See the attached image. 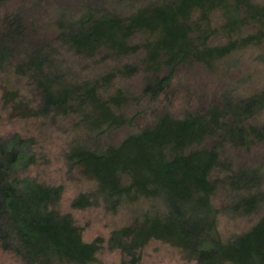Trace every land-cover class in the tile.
<instances>
[{
	"label": "trees",
	"instance_id": "16d2710c",
	"mask_svg": "<svg viewBox=\"0 0 264 264\" xmlns=\"http://www.w3.org/2000/svg\"><path fill=\"white\" fill-rule=\"evenodd\" d=\"M6 0H0V4ZM18 14L0 22V72L22 78L32 98L14 103L20 117L54 119L74 116L94 137L107 136L135 121L128 108L147 97L171 94V82L182 66L211 70L225 57L264 41V6L251 0H170L140 8L129 16L85 13L53 41L34 43ZM139 37L138 41L135 39ZM60 46H59V45ZM62 46L92 57H143L101 74L92 81L71 83L60 69ZM143 72L144 85L135 96L122 89L109 93L117 77ZM16 99L5 93L8 104ZM264 88L243 97L229 93L203 111L181 117L160 113L148 126L116 144L90 148L74 144L66 159L94 180L109 210L139 200L159 202L133 224L111 231L110 249L121 264H138L140 250L159 240L182 251L196 264H264V215L247 230L223 239L213 198L219 188L239 192L229 206L248 215L264 203V161L255 167L231 168L221 162L224 148L264 147ZM18 135L0 138V247L25 264H95L100 238L85 241L81 228L57 208L61 190L19 172L33 163ZM228 173L216 176L218 169ZM94 204L79 194L74 207Z\"/></svg>",
	"mask_w": 264,
	"mask_h": 264
},
{
	"label": "rangeland",
	"instance_id": "374dc122",
	"mask_svg": "<svg viewBox=\"0 0 264 264\" xmlns=\"http://www.w3.org/2000/svg\"><path fill=\"white\" fill-rule=\"evenodd\" d=\"M170 0H6L0 4V22L7 14H18L28 28L32 41H53L59 27L67 28L80 15L129 16L140 8ZM264 6V0H251ZM139 37L135 40L138 41ZM59 45V44H58ZM60 46V45H59ZM60 69L67 81L79 83L92 81L101 74L125 64H136L143 57L139 52L133 56H111L99 51L92 57L75 54L65 46L60 49ZM144 74L140 72L130 78L117 77L109 93L122 89L132 95H139ZM264 88V41L261 45L233 53L208 70L201 65L180 67L171 82V94L153 101L147 97L139 104L128 108L127 114L138 112L130 126H124L110 135L94 137L87 128L78 126L74 116L54 119L20 117L13 104H24L32 94L24 80L11 71L0 72V138L18 135L26 140L24 152L32 156L33 163L21 170V178H30L61 190L57 208L69 214L81 228L82 238L92 241L100 238L102 249L97 254L95 264H121L117 249H110L108 238L111 231L133 224L151 206L162 210L163 206L149 200L135 203H121L115 210H109L99 192L97 183L87 178L77 166L68 163L66 155L74 144H84L90 148H103L116 144L126 135L150 125L163 112L175 117L186 111H203L209 104L220 102L221 95L243 97ZM5 93H14L16 99L8 104L3 101ZM264 120V111L258 116ZM221 162H228L231 168L242 165L255 167L264 161V147L249 149L225 147L219 156ZM228 172L222 168L216 176L224 177ZM264 190V187L262 188ZM79 194L92 195L94 204L88 207H74L73 201ZM240 195L239 192L219 188L213 198L218 209L217 227L223 239L241 233L251 227L264 215V203L251 214L244 215L229 210V206ZM0 264H25L20 259L5 252L0 247ZM138 264H196L187 260L181 250L159 240L149 241L140 250Z\"/></svg>",
	"mask_w": 264,
	"mask_h": 264
}]
</instances>
